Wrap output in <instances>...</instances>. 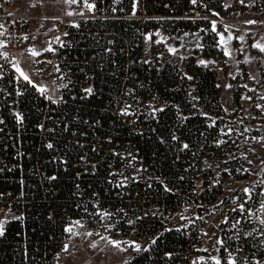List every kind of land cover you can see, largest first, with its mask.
Here are the masks:
<instances>
[{"label":"trees","instance_id":"1","mask_svg":"<svg viewBox=\"0 0 264 264\" xmlns=\"http://www.w3.org/2000/svg\"><path fill=\"white\" fill-rule=\"evenodd\" d=\"M112 3L96 0L95 11L104 5L112 14ZM132 5L133 0H122L118 17H94L78 20L79 27L68 26L57 53L63 73L58 103L26 89L16 99L24 117L21 127L3 104L0 201L10 202L24 219H8L5 236L0 237V264H52L67 217L83 214L73 189L79 185L83 196L95 192L105 203L112 195L110 171L120 164L122 153L142 158L146 180L151 181L150 188L130 184V197L145 195L163 210L186 198L196 202L201 195L192 193L194 180L201 178L206 186L213 175L210 169L201 170L205 160H219L230 150L235 138L224 131L229 123L215 68L198 64L191 54L183 63L189 80L171 57L158 59L153 51L149 63L142 58L143 32L160 27L168 33L198 30L203 40L200 54L221 60L223 52L209 29V18L184 14L195 7L206 15L213 14L210 10L223 15L228 8L222 0H197L195 5L191 0H138L132 15ZM141 10L145 17L139 16ZM6 77L12 81V72ZM5 85L12 95V82ZM88 87L94 90L91 96L83 91ZM234 100L238 106L236 95ZM125 107L126 116L120 114ZM159 108L164 111H154ZM46 139L52 149L46 147ZM52 175L57 179L49 180ZM208 194L212 197H203V202L213 200ZM203 209L198 206V213ZM138 222L145 234L159 231L156 244L136 258L140 264L163 263L166 252L185 243L181 230H160L162 215Z\"/></svg>","mask_w":264,"mask_h":264},{"label":"built area","instance_id":"2","mask_svg":"<svg viewBox=\"0 0 264 264\" xmlns=\"http://www.w3.org/2000/svg\"><path fill=\"white\" fill-rule=\"evenodd\" d=\"M89 2L95 3L96 0H89ZM121 2L122 0H113L112 5L110 6L112 14H108L104 5L99 7L98 12L95 10L89 12L83 8V0H79V2L75 4H68L65 0H61V10L58 15L51 17L52 19L46 20L42 17L33 19L12 15L3 12L0 8V25H3V28H0V32L4 33L3 35H0V42H3V46H0V120L4 122L1 109L3 104L6 103L9 114L15 120L16 125L21 127V124H18L15 118V113H21L17 107L16 99L19 95L23 94L26 89L32 90L46 102L51 101L47 98L49 96L47 92L44 95H41L36 88L23 81L12 68L11 52L19 44L24 35L34 34L36 37H41L40 35L49 32V30L45 29L48 25L51 29L55 30V33L60 40L56 41L52 46L53 51L50 54V57H52V65L50 67L49 75L50 81L54 79V82L59 86L58 82L62 84L63 75L60 61L57 59V53L59 47H61L65 41L66 36L64 33H68V21L70 19L76 21L86 20L94 17H118L122 12V8L120 7ZM113 9H115V11H113ZM81 11L84 12L83 16L75 14ZM67 12H73L74 14L69 16L66 14ZM247 13L256 14L254 16L256 21H264V0H245L244 4H241L240 7L228 11L223 17L220 19L216 18V20L233 27V23L228 21V18L231 17V15H236L239 19H242V16ZM184 15L193 18L212 17L211 15L201 13L195 7H190L188 13ZM139 16H146L143 10H141ZM256 25L257 26L254 27L255 29H264V23H257ZM35 46H38V43H35ZM4 53H6L7 56L2 55ZM43 59H45V56H42L41 59H38L35 63L34 66L36 71H40L44 68L42 63ZM55 65H57L59 71H55ZM8 72H12V81L7 80L8 78L6 77V74ZM59 74L60 77H57ZM6 81L8 84L12 82V95H10L9 90L5 85ZM18 92L21 94L18 95ZM2 124L3 123H0V131L2 129ZM48 143L51 142L49 139H46L45 145ZM111 149L113 150L114 148ZM113 154L117 155L115 152H113ZM119 156L121 160L120 164L110 171L113 174L111 180L112 195L111 197H107L105 203L102 202L101 197L95 192H93L92 195L83 196L80 187H77L76 185L73 189L77 197V205L80 207V211L83 214L79 217H67L63 226L64 234L61 240L60 249L52 264H59L58 256L61 251L68 254L70 257L80 254L84 255V260L78 264H96L94 258L97 255L103 257L106 256L109 253L111 246L106 240L100 239V236H105L109 239L122 242L121 247L126 250L120 251L118 249L122 253V259L119 261L120 264H125V262H127V264H140V262L136 261V258L145 251L142 250L136 252L132 247H128V245L123 242L134 241L140 244L142 248L148 247L150 250L151 247L154 246L151 244V240L157 237L159 231L152 234H145L138 228V221L143 220V217L148 215H162V228L160 230L163 231L166 230L165 217L170 216L175 218L180 214L184 217L183 220L186 223H182L181 227H171L168 229L181 230L184 234L185 243L177 250L166 252L164 262L160 264H193L194 261H196V264H202L201 261L197 262L196 256L200 237L208 226L209 219H207V213L204 211L198 213L197 207L194 210V213H192L191 211L194 209V205L192 200L187 198L180 203L176 202L173 208L159 210V205L155 199H151L145 195L130 197L131 195H129L128 188L130 184L139 182L143 188H150L151 181L146 180V166L144 165L142 158L134 156L130 152L127 154L122 153ZM80 159L84 161L85 157L81 156ZM117 184H120L121 186L117 187ZM161 184L165 189V183L162 182ZM192 193L198 194L197 191H195V186L192 189ZM204 194L207 193H202V195ZM255 196H260V193H256ZM122 199L126 202V205H123ZM111 200H115L116 204L112 205L111 202H109ZM204 204L207 203L204 202ZM241 204H244L243 211L239 209V205L233 208L236 209L235 211H224L226 224L224 236L222 238L224 243L223 246H220V249L226 255L231 254V258L236 260V264H255V261L257 260H264V237L258 231V219L252 213L253 207L256 206L254 199ZM247 206L249 207V210H247ZM9 208L10 202L4 204L0 201V210H6L9 218L19 216V214L13 209L9 212ZM104 212H108L111 215L102 219L101 214ZM76 220L81 221L83 227H73V232L84 233L90 231L93 235L88 237L84 235H71L65 232V228L71 226L72 222ZM237 221H239V223H237ZM124 226L128 228L126 232L124 231ZM96 233H99L100 235H96ZM249 233L251 234L248 235ZM94 242L97 244L95 248L90 246ZM65 244L69 245L67 251H63ZM203 262L204 264H211L207 260H203Z\"/></svg>","mask_w":264,"mask_h":264},{"label":"rangeland","instance_id":"3","mask_svg":"<svg viewBox=\"0 0 264 264\" xmlns=\"http://www.w3.org/2000/svg\"><path fill=\"white\" fill-rule=\"evenodd\" d=\"M7 3V0H5ZM12 12H36L37 4L30 0H11ZM136 3V10L138 9V0H134ZM230 4L228 11L234 10L240 7L241 4L238 0H222V5ZM3 12H9V8L2 7ZM211 13H215L214 10H210ZM226 12V13H227ZM225 13V14H226ZM131 14L133 15V5L131 7ZM223 14V15H225ZM223 15L212 14L209 18V29L211 30V21H217V30L224 32V24L216 18H221ZM256 14L247 13L239 19L236 15H231L228 21L233 23L230 31L234 36L245 35V41L241 44L237 40L230 42L228 47L232 50V57H226L223 54L221 60H216L208 56L200 54V50L203 46L202 34L198 30H176L168 33L163 31L160 27L143 32L142 34V58L143 60H151L153 51L156 52L158 59L171 57L183 73L187 74L183 63L186 57L193 54L195 61L198 60L215 61V63L208 64L207 67H213L216 70L217 81L220 87L219 100L223 110L225 111V119L229 124L224 131L229 136H233L234 142L231 144L230 150L216 161L205 160V166L201 170L210 169L213 175L210 176L209 182L206 186L201 184V178L194 180L195 191L201 196L193 202L194 209L191 211L194 213L196 207H204V212L208 213L207 219L208 226L203 231L200 237L199 248L197 251V262L207 260L209 263L214 264L210 257L215 256L221 260V264H227L229 255H226L221 251L220 244H217V240H222L225 232V215L224 211H232L233 208L241 203H247L254 199L256 206L253 207L252 213L258 219V231L264 232V225H261L259 221L264 219V209L261 208V202H264V141L259 138L264 137V53L259 52L258 49L252 48L251 45L257 41L264 43V29L257 30L256 24H247L246 21L255 20ZM39 17V16H38ZM43 19H52L53 16H41ZM36 19L37 16L28 17ZM78 24V21L70 19L68 24L71 28H74L73 24ZM76 28V27H75ZM45 29L49 30L48 33L36 37L34 34H26L22 37L19 44L11 52L12 62L18 63L19 67L26 73L25 68H29L36 74L34 82L36 84H42L46 88V92L54 99L59 98L61 83H55L54 79L50 81V67L52 57L50 54L52 51H44L49 46L53 49V44L56 43L57 34L55 30L51 29L48 25ZM188 33V35H185ZM152 36L151 41L146 40L147 35ZM227 37L228 33H224ZM28 39H23L24 37ZM164 37V42L156 43ZM219 37L216 36V42L218 44ZM38 43V46H35ZM199 45V47H198ZM175 47L178 51L176 55L168 52V47ZM34 48L40 52L39 56L32 57L28 52L29 48ZM220 47V46H219ZM221 48V47H220ZM242 51H235L241 49ZM222 50V48H221ZM223 52V50H222ZM42 60L44 68L40 71L35 70V63L38 59ZM184 57V58H181ZM248 57L249 62H245V58ZM203 66V65H202ZM57 65H55V69ZM56 71V70H55ZM231 74V75H230ZM63 75V73H62ZM57 76V75H56ZM188 76V74H187ZM60 77V74L57 76ZM235 77V78H233ZM250 77H254L250 78ZM232 85L230 88H226L225 85ZM247 85V87H244ZM234 95L238 98L239 105L235 104ZM242 97H251V99H244ZM260 105L261 107H257ZM160 107V106H158ZM247 129V131H246ZM253 132V134L251 133ZM257 139H253V138ZM236 141V142H235ZM251 161V163H249ZM209 165V168L207 167ZM237 176V177H236ZM206 193L202 195V192ZM250 190V193H245L244 189ZM213 194V200L207 204H204L203 197H207L208 193ZM256 193H260V196H255ZM210 196V195H209ZM212 197V196H210ZM195 201V200H194ZM247 210L249 207L247 206ZM5 213V212H4ZM7 213V212H6ZM2 212H0V217ZM182 215H178L175 218L170 216L165 217L166 229L171 227H181L182 223H186L182 218ZM207 233V235H205ZM264 237V235H263ZM208 249V251H203ZM203 257L201 260L199 258ZM85 256L80 254L70 257L68 254L59 253L58 260L60 264H64L65 261L72 259L75 263L82 262ZM122 259V253L110 246L109 253L106 256L97 255L94 260L96 264H120Z\"/></svg>","mask_w":264,"mask_h":264},{"label":"snow or ice","instance_id":"4","mask_svg":"<svg viewBox=\"0 0 264 264\" xmlns=\"http://www.w3.org/2000/svg\"><path fill=\"white\" fill-rule=\"evenodd\" d=\"M66 3L68 4H75V3H78L79 0H65ZM238 2L240 4H244L245 0H238ZM191 3L193 5L197 4V0H191ZM136 6L137 4L134 3L133 4V15H135V9H136ZM231 5L230 4H225V8H228L230 7ZM246 6H250V5H246ZM83 8L86 9L87 11L89 12H93L95 9H96V4L93 3V2H89V0H83ZM113 11H115V9H113ZM67 15L71 16L73 15L74 13L73 12H67L66 13ZM75 14H78L80 16H83L84 15V12L81 11L79 13H75ZM214 15H219L218 13H213ZM247 24H257V23H264V21H256V20H249V21H246ZM73 27H79V24H73L72 25ZM0 28H3V25H0ZM230 28L231 26L230 25H224V32H220L217 30V21H211V32L215 33L217 37H219V40H218V44L219 46L222 48L223 50V54L226 56V57H229L231 58L232 57V50H230V48L228 47V45L230 44L231 41H233L234 39L239 41L241 44H243V42L245 41V35H239V36H234L233 33L230 31ZM228 33L227 37H225L224 33ZM4 33L3 32H0V35H3ZM65 36L68 35V33H64ZM185 35H188V33H185ZM23 39H28V37H24ZM57 41L60 40L59 37H56L55 38ZM146 40L147 41H151L152 40V36L149 34L146 36ZM165 38L164 37H161L160 40L158 41H155L156 43H161V42H164ZM0 46H3V42H0ZM62 47L64 46L63 44L61 45ZM199 47V45H198ZM252 48H255V49H258L259 52L261 53H264V43H261L259 41L253 43L251 45ZM44 51H53V49L49 46L48 48L44 49ZM110 51V50H109ZM177 49L175 47H171L169 46L168 47V52L173 54V55H176L177 54ZM235 51H242V48L241 49H236ZM28 52L30 53V55L32 57H35V56H39L40 55V52L36 51L34 48H29L28 49ZM2 55H5L7 56L6 53L2 54ZM181 58H184V57H181ZM245 62H249L248 60V57L245 58ZM144 63H149V61L145 60ZM211 63H215V61H206V60H198V64L200 65H203L205 67L208 66V64H211ZM13 67L16 69V72L19 73V77L22 78L23 81H25L27 84L31 85L32 87L36 88V90L41 94V95H44L46 93V88L44 85L42 84H36L33 82V80L30 78V76L28 74H26L18 65V63H14L13 64ZM56 71H59V68L57 67L56 68ZM187 76V74H185ZM231 75V74H230ZM235 78V77H233ZM250 78H253L254 77H250ZM187 79L191 80L192 77L191 76H187ZM217 87H219V85H217ZM226 88H230L232 87V85L228 84V85H225ZM244 87H247V85H244ZM84 93L87 95V96H91L93 95V88L92 87H88V88H85L83 89ZM18 95L21 94V93H17ZM49 100L52 101V103H58L59 101L58 100H55L53 99L51 96H48L47 97ZM244 99H251V97H242ZM262 99H264V97H261ZM257 107H261L260 105H257ZM154 111H164L163 108H159V109H154ZM121 115H129V112H128V108L125 107L124 109L121 110L120 112ZM15 118H16V121L18 124H22L23 123V120H24V117L21 113L17 112L15 113ZM183 119H187V117H183ZM0 123H3L2 120H0ZM38 127H40L41 129H43V125H38ZM48 131H52L51 129H48ZM247 131V129H246ZM173 139H177V137L174 135L172 137ZM253 139H257V138H253ZM261 141H264V137H260L259 138ZM163 142V141H161ZM221 143H223V141H221ZM46 147L48 149H52L54 147V145L52 143H48L46 145ZM189 147L188 144H184L183 145V148L184 149H187ZM66 163V161H65ZM249 163H251V161H249ZM95 167V166H93ZM2 171V170H0ZM49 180H55L57 179V177L55 175H52L50 177H48ZM181 179H183L181 177ZM121 185L120 184H117V187H120ZM77 187H79V185H77ZM166 191H170V189H167L165 188ZM244 192L245 193H250V190L245 188L244 189ZM262 195H264V193H261ZM261 208L264 209V202H261ZM239 209L241 211L244 210V204H240L239 205ZM236 209H233V211H235ZM9 212L11 211V208H9L8 210ZM111 214L108 213V212H104L101 214V218L104 219L106 217H109ZM8 213H4V218L0 219V237H4L5 236V233H6V224L9 222L8 220ZM182 219H184V217H181ZM12 219H16V220H23L24 217L23 216H13ZM237 223H239V221H237ZM259 223L261 225H264V219H261L259 221ZM73 227H83V224L81 223V221L79 220H76V221H73L71 226H68L65 228V232L71 234V235H84V236H92L93 233L92 232H84V233H76V232H73ZM170 229H166V231H168ZM251 233H249L248 235H250ZM262 235H264V232L261 233ZM96 235H100L99 233H96ZM205 235H207V233H205ZM100 239L102 240H106V242L110 245H112L114 248H117L119 249L120 251H124L126 249L122 248L121 247V241H116V240H112V239H109L108 237H105V236H100ZM125 244L128 245V247H132L134 249V251L136 252H140V251H148L149 248L148 247H144L142 248L140 244L136 243V242H123ZM217 244H220L221 246H223V241L222 240H217L216 241ZM151 244L152 245H155L156 244V238H153L151 240ZM91 247L95 248L97 246V244L94 242L90 245ZM68 247L69 245L68 244H65L64 247H63V251H67L68 250ZM150 247V246H149ZM203 251H208V249H203ZM201 260H203L204 258L201 257L199 258ZM210 259L214 262V264H221V260L218 259L217 257L215 256H212L210 257ZM125 264H127V262H125ZM193 264H196V261L193 262ZM227 264H236V260L231 258V254H229V259L227 261ZM255 264H264V260H257L255 261Z\"/></svg>","mask_w":264,"mask_h":264},{"label":"crops","instance_id":"5","mask_svg":"<svg viewBox=\"0 0 264 264\" xmlns=\"http://www.w3.org/2000/svg\"><path fill=\"white\" fill-rule=\"evenodd\" d=\"M31 2L37 4V11L36 12H33L32 10L27 12H21V11H18V12H12L10 9L12 8V3H11V0H7V3L5 2V0H0V8H4V7H7L9 8V14H12V15H16V16H22V17H33V16H56L58 15V13L60 12L61 10V3L60 1L61 0H30ZM12 55V53H11ZM11 62H12V59H11ZM13 64L14 62H12V68L14 70V72L19 75L18 72H16V69L13 67ZM25 71H26V74H28L30 76V78L33 80L34 82V79L36 78V74L33 73L31 70H29V68H25ZM35 83V82H34ZM0 212H2V215H4V212L6 213L7 211L6 210H0ZM4 218V216H1L0 219ZM9 219V216L7 217ZM59 262V260H58ZM79 263V262H78ZM78 263H75L74 261H72V259L68 260V261H65L64 264H78ZM60 264V262H59Z\"/></svg>","mask_w":264,"mask_h":264}]
</instances>
